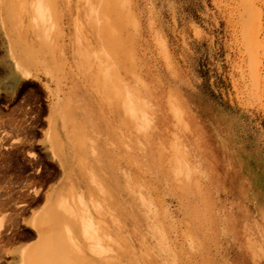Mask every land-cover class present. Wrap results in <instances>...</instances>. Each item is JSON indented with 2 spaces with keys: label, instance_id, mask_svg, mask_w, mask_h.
Segmentation results:
<instances>
[{
  "label": "rangeland",
  "instance_id": "rangeland-1",
  "mask_svg": "<svg viewBox=\"0 0 264 264\" xmlns=\"http://www.w3.org/2000/svg\"><path fill=\"white\" fill-rule=\"evenodd\" d=\"M55 191L64 264H264V0H0V264Z\"/></svg>",
  "mask_w": 264,
  "mask_h": 264
},
{
  "label": "bare ground",
  "instance_id": "bare-ground-1",
  "mask_svg": "<svg viewBox=\"0 0 264 264\" xmlns=\"http://www.w3.org/2000/svg\"><path fill=\"white\" fill-rule=\"evenodd\" d=\"M38 11L43 15V3L38 5ZM8 13L9 11L7 10L3 12V21L5 24L8 22ZM8 38L9 55L13 60V65L18 67L22 63L18 53V51H21L19 40L15 34H8ZM47 198V202L43 209L34 214L29 222L30 226L40 234L43 245H32L28 247L21 256L22 264H40L42 250H44V254H48V246L52 240L60 234L59 232H61L65 226L69 227L66 225L67 221L63 218L65 214L64 210L69 204V202L66 201V197H63L58 191H55L49 197L47 196ZM67 217L69 218V215H67Z\"/></svg>",
  "mask_w": 264,
  "mask_h": 264
},
{
  "label": "crops",
  "instance_id": "crops-1",
  "mask_svg": "<svg viewBox=\"0 0 264 264\" xmlns=\"http://www.w3.org/2000/svg\"><path fill=\"white\" fill-rule=\"evenodd\" d=\"M69 218H70V221L66 223V225H68L69 227L65 226V228L62 229V231L60 230L61 231L59 232L60 234L57 235V237L54 238V240H52V242L48 246L49 253L44 254V250H42L41 256H40L41 257L40 264H64V262L66 261L65 256H67L71 252L70 250H68L67 247L64 246V244L68 242V239H69L68 234L70 233V229L72 228V219L70 216ZM32 229L38 235L37 241L33 245H43L40 234L34 228ZM33 240H23L21 241V243L25 244ZM28 247L30 246H27L21 252L20 264H22L21 256ZM102 254L103 253H98V252L94 253L88 250L82 251L80 253H78L77 251H73L71 253L72 263L73 264H100V261L103 258Z\"/></svg>",
  "mask_w": 264,
  "mask_h": 264
}]
</instances>
